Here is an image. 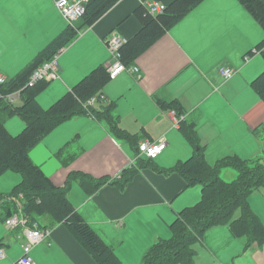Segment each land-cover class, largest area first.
I'll list each match as a JSON object with an SVG mask.
<instances>
[{
  "label": "crops",
  "instance_id": "crops-1",
  "mask_svg": "<svg viewBox=\"0 0 264 264\" xmlns=\"http://www.w3.org/2000/svg\"><path fill=\"white\" fill-rule=\"evenodd\" d=\"M149 1L153 0H120L93 25L83 30L84 37L79 42L84 56L83 65L76 69L72 67V60H69V64L63 61L60 75L72 70L76 75H82L73 86L97 66H108L112 60L108 37L117 33L131 39L137 35L141 24L134 11ZM157 1L169 4L173 0ZM26 14L23 0H0V30L9 27L21 31ZM36 14L33 26L36 27L34 36L38 46L34 50L33 60L70 24L56 6V0L41 4ZM81 22L79 20L73 24L77 26ZM30 30L28 28L24 32ZM0 34L4 35L2 40L5 41V33ZM263 39V27L239 0H201L186 17L135 58L133 64L140 68L139 76L124 72L104 88L107 97L117 103L119 125L131 133H138L137 141L115 135L107 120L86 114L89 119H84L71 133L45 140L48 134L32 149V160L57 185H64L74 173H87L95 179H103L96 189L74 181L69 197L71 199L74 184L79 185L86 195H81L78 203L71 201L91 226L99 227L97 231L92 226L114 247L123 264H141L145 253L157 239L172 236L169 230L174 220L168 227L165 219L169 216L174 218L176 214L178 216L192 202L183 197L192 187L185 186L183 176L175 171L163 173V170L189 159L195 147L180 127L174 126L169 109L160 106L157 99L166 103L178 99L182 103L184 118L197 125L200 142L205 146L206 160L207 145L219 140L226 143L227 156L236 154L242 158L248 157L255 148V139H264V101L251 85V81L264 71V63L255 65V61H250L251 57H246L250 51L259 54L254 49ZM220 66H230L236 70V74L224 79L219 73ZM217 76L224 80L220 85L216 81ZM125 79L128 80L125 87L114 88ZM51 81L41 85L45 87ZM223 88L227 89V94L222 92ZM134 92L139 96L137 103L129 108L118 106L117 101L127 99ZM214 96L219 101H210ZM20 100L23 101L22 96ZM224 109H228L229 113H224ZM8 119L5 118L6 125ZM75 132L76 139L84 143H74L71 137ZM146 140L167 142L166 148L153 162H147L148 158H139L138 146ZM133 152L135 155L131 156ZM139 159H143L141 167L138 166ZM131 168L137 171L131 175L124 173L123 176V171ZM113 174L115 176L110 177ZM249 202L252 208L254 204L250 199ZM256 211L260 213L257 208ZM3 218L0 216L1 222ZM38 221L51 230L50 236L32 250L38 264H97L66 225L52 220L50 215L40 217ZM1 222L0 240H3L2 246L7 253L1 263L15 264L23 253V239L18 236V230L8 228L7 232ZM219 226H228L231 238H245L248 246L250 235L233 234L229 224ZM204 240L205 235L200 242ZM230 240L224 241L231 244L233 241ZM210 249H213V255L216 254L213 247ZM236 249L234 253L238 252ZM258 249L264 250V246L253 249L251 264H264V254ZM249 250L243 252L245 259Z\"/></svg>",
  "mask_w": 264,
  "mask_h": 264
},
{
  "label": "trees",
  "instance_id": "trees-1",
  "mask_svg": "<svg viewBox=\"0 0 264 264\" xmlns=\"http://www.w3.org/2000/svg\"><path fill=\"white\" fill-rule=\"evenodd\" d=\"M119 1L89 0L86 13L80 19L82 21L80 25L70 23L25 69L9 79L6 84L0 85V175L7 170H13L23 176L22 182L16 186V192L4 195L13 198L5 202V212L10 214L17 207L15 202H18L21 203L24 213L32 220L50 215L52 220L67 226L97 264L123 263L114 247L83 218L71 201L69 193L74 181L96 189L103 179L99 181L87 173H74L64 185H57L41 166L32 160L30 153L64 121L80 114H90L96 119L107 120L115 135L133 142L139 139V134L131 133L119 125V115L116 114L117 103L110 100L104 90L111 79L107 66L103 64L90 71L49 107H45L38 99L43 88L41 81L29 85L28 80L36 67L50 60L65 43L84 28L93 25ZM200 1L173 0L167 4L163 13L155 15L145 4L139 5L134 14L141 24V29L122 48V61L127 65L133 64L139 54L186 17ZM239 1L264 29V0ZM254 50L264 56V39ZM251 85L264 101V71L251 81ZM19 89H22V103L20 105L8 103L7 95ZM101 94H104L105 98H102ZM91 97L100 100V108L93 107L94 103L89 102ZM157 103L169 110H176L178 115H182L185 110L178 99L168 103L157 99ZM16 115L26 122V126L22 132L13 134L7 128L5 118ZM180 129L193 143L195 152L189 159L178 162L175 167L164 169L163 173L174 171L180 173L185 179L187 188L200 184L201 200L179 212L170 224L172 236L157 239L145 253L141 264H196L197 253L194 245L203 241L207 230L213 226L229 224L233 234L250 235L248 245L255 241L264 242V224L254 213L249 202V197L255 190L264 188V163L235 154L225 156L212 165L205 158V146L200 142L196 123L184 118L181 120ZM139 160L138 166L141 167L143 159ZM152 160L148 159L147 162H153ZM225 167L236 169L237 178L226 180L221 175ZM132 171L125 169L122 174L131 175L137 169ZM20 194L22 198L19 197ZM0 197L6 198L2 194ZM238 209L241 210L242 215L234 220ZM2 242L3 240H0V246Z\"/></svg>",
  "mask_w": 264,
  "mask_h": 264
},
{
  "label": "rangeland",
  "instance_id": "rangeland-1",
  "mask_svg": "<svg viewBox=\"0 0 264 264\" xmlns=\"http://www.w3.org/2000/svg\"><path fill=\"white\" fill-rule=\"evenodd\" d=\"M44 2H48V0H23V6L27 12L26 14L27 17L25 18L24 24L22 27L23 29L21 31L20 30L16 31L8 27V28L0 30V33H5L6 35L5 41H4L2 40L4 38V35L0 34V40H2L0 41V64L2 66L0 67V69L3 72H5V74H7L10 78L15 77L22 68L26 67L28 62L33 60L35 56V55L33 56V53L35 52L34 50L35 48H37L38 45L35 42L36 39H35L34 33L36 31V27L33 26V20L35 16L37 15L36 13L39 11L40 5L43 4ZM28 28L29 29L31 28V30L25 33L24 31ZM83 32L84 31L77 33V35H75L71 40L65 43L64 47L60 49V50L64 49V51L61 53L59 57V66L62 67L63 61H66V63L69 64L70 62L69 60H72V64H73L72 67H75L76 69H78L79 67L83 65L82 64L84 60V56L82 55L83 51L82 49L79 48V44H80L79 42L84 37ZM107 45H108V42H107ZM249 55L251 57L250 61H255V65H259L260 62L264 63V57L260 53L256 54V53L251 52ZM126 73H129L130 75H132L131 72H126ZM134 74L137 76L140 75V73H134ZM80 76L82 75H76L75 71L72 70V72L70 73L62 72L60 77L54 78L52 81L42 80L40 84H45L48 81H51V82H49L45 87L43 86L44 88H42L38 96L41 103L47 107L53 104L60 96L64 94V92L70 86H72V84H74V82H76L80 78ZM216 81L218 82V85H220L224 80L217 76ZM108 84H111V81H109L107 85ZM127 84H128V80L125 79L122 83L114 85V88L115 89H119L120 87L123 88ZM226 90L223 88L222 92H225L227 94ZM239 98H243V96L241 97L239 96ZM20 99H18L19 101L17 100V102L15 101L14 104L15 103L21 104L22 100ZM215 100L219 101L217 96L212 97L210 101H215ZM138 101H139L138 93L134 92V93H131L127 99L121 102L119 101L117 102H118V106L123 105L124 107L129 108L130 106L137 103ZM93 107L100 108L99 99H96L95 103L93 104ZM223 112L227 114L229 113L228 109L227 110L224 109ZM84 119H89L88 115L80 114V115L73 116L72 118L64 121L55 130H53L45 138V140L51 139L52 137H55L60 134L66 135V134L71 133L73 130L78 128L83 123ZM135 120L136 119H134V121ZM24 124L26 126V122L18 116L9 117V119L7 120L8 129L13 134H18L22 132L24 130L23 128H25ZM71 138H74V143L76 145L80 143H84L76 139V132H75V135H73V137ZM223 141L224 140H219L214 143H211L210 145H207L206 157L210 164L215 165L216 163H218V161H220L225 156H227V149H225L226 143H224ZM134 155H135L134 152L131 153V156H134ZM141 157L146 158L143 155ZM243 158L245 159L254 158L255 160H260L262 163H264V139L261 141L255 139V148L252 151H250L248 157H243ZM135 169L136 168H131L129 169V171H132V170L135 171ZM221 175L226 180H234L237 178L238 172L233 167H225L222 169ZM114 176L115 175L113 174L110 177H114ZM104 178H109V177L104 176ZM22 179H23V176L19 172H16L13 170H7L3 172L0 175V194H2L3 197H6L4 195H10L12 193H15L16 186L20 182H22ZM81 195H86V194H84V192L81 190L79 185L74 184L71 199L76 200V202L78 203L79 200H81ZM201 196H202L201 186H198V184L192 186L191 188L188 189V191L185 194H183L184 198L192 201L189 204L190 206L198 203L201 200ZM249 199L251 201V204L252 203L254 204V206H252L253 208L252 210H254L257 213V215L260 216L261 220L264 223V189L254 191L252 195H250ZM89 203L90 205L93 204L92 201H90ZM256 208L259 210L261 214L256 211ZM0 216L4 217V215H0ZM240 217H241V210L239 209L238 211H236L234 218L239 219ZM174 218L169 216L165 219L164 222L168 226L173 220H175ZM1 225L8 232V227L5 221L1 222ZM92 226L97 231L99 230V227L97 225H92ZM169 233H171V235L173 234L171 227H170ZM227 237L231 239L230 241H233L231 244L225 243L226 241L224 240L228 239ZM231 237L232 236L230 234L228 226H218V227L210 228L205 234L204 242H197L195 244V248L197 249L196 264H251V261H252L251 257L253 256L252 255L253 249L256 247L260 248L264 246V242H259V241L257 242L258 244H255L253 242L247 246L245 238H242V237L231 238ZM210 247H213L215 249L216 254L214 255L212 254L213 249H210ZM235 249L238 250L237 253H234ZM245 249H250L248 252V257L246 259L243 256V252H245ZM257 251L262 252L264 254V250L258 249ZM2 261L3 260H0V264H2L1 263Z\"/></svg>",
  "mask_w": 264,
  "mask_h": 264
},
{
  "label": "built area",
  "instance_id": "built-area-1",
  "mask_svg": "<svg viewBox=\"0 0 264 264\" xmlns=\"http://www.w3.org/2000/svg\"><path fill=\"white\" fill-rule=\"evenodd\" d=\"M89 0H56V6L61 11L62 15L70 23L79 21L86 13L87 4ZM151 13L161 14L166 8L167 4L161 1L153 0L145 4ZM128 38L120 34H111L108 37L109 51L112 56L110 64L107 66L109 77L111 80L116 79L120 74L124 72L140 73V68L135 64L127 65L122 61L121 54L122 48L127 44ZM64 49L60 50L50 60L45 61L38 67H36L31 73L28 84L35 85L42 80H53L60 77L59 57ZM250 55H247L246 59H249ZM219 73L224 79H230L236 74V70L230 66H220ZM9 81V78L0 70V85H4ZM21 91L19 89L13 93L7 95V100L13 103L21 98ZM102 98H105L104 94H101ZM96 98L91 97L90 103H95ZM169 114L173 119L175 127H180L181 120L184 119V115H178L176 110H170ZM167 142L165 140L150 141L146 140L140 142L138 146L139 157L142 155L148 159H155L166 148ZM22 198V194L19 195ZM13 200L10 198H0V214L4 215V221L9 229L18 230V236L22 238V255L16 260L15 264H38L32 255L33 248L41 243L46 237L50 236L51 230L43 226L38 220H32L26 213H24L22 205L17 203L15 210H12L10 214L4 210L5 202ZM7 255L4 246H0V260Z\"/></svg>",
  "mask_w": 264,
  "mask_h": 264
}]
</instances>
